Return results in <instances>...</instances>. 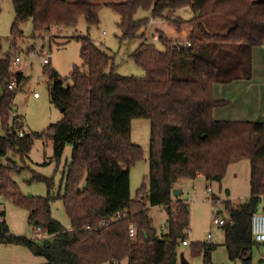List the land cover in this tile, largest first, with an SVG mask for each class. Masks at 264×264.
<instances>
[{
	"label": "trees",
	"instance_id": "16d2710c",
	"mask_svg": "<svg viewBox=\"0 0 264 264\" xmlns=\"http://www.w3.org/2000/svg\"><path fill=\"white\" fill-rule=\"evenodd\" d=\"M12 1L15 38L23 34L21 24L29 17L34 34L43 36L52 34L55 28H75L81 15L89 26L98 24L100 7L112 6L121 17V39L141 40L132 57L146 74H119L114 56L89 36H77L88 68L74 64L70 74L73 83L68 85L57 69L47 70L50 99L64 110L63 118L43 137L42 133H26L24 122L11 117L15 94L22 89L26 76L11 71L12 56L3 54L0 40L1 114L5 126V134L0 135V156L10 151L27 155L33 135L53 140L58 158L67 143L73 145L62 196L71 227L52 217L51 197L29 198L15 188L11 197L31 210L33 229L40 225L47 236L35 239L14 234L0 222V242L28 247L45 258L41 264H180L179 246L189 238L190 208L188 200L181 194L175 196L173 190L182 179L199 174L221 182L230 161L245 157L251 162L250 197L237 205L225 201V209L218 214L229 216L223 227L231 259L264 264V257L257 263L254 258L255 249L264 241L256 240L252 233L253 213L264 199V121L219 120L213 116L216 106L227 103L215 98L214 83L252 75V49L264 43V0ZM187 6L194 16L186 23L197 28L188 38L191 45L168 39L159 30L165 49L147 42L146 28L151 18L166 19L179 28L184 20L171 17L166 9ZM140 8L150 9L151 16L137 18ZM217 13L234 21L225 32H210L204 24ZM13 81L16 88L10 89ZM138 117L148 118L152 124L150 172L148 190L144 187L133 198L130 167L144 155L143 148L132 139V120ZM20 128L24 136L19 135ZM85 177L87 184L82 187ZM155 205L168 208L166 234H159L150 216L149 206ZM119 210H128V214L112 219ZM103 218L109 220L105 226L101 224ZM130 224L136 227L134 238L129 234ZM198 246L204 250L205 262L215 264L211 255L215 245Z\"/></svg>",
	"mask_w": 264,
	"mask_h": 264
},
{
	"label": "rangeland",
	"instance_id": "374dc122",
	"mask_svg": "<svg viewBox=\"0 0 264 264\" xmlns=\"http://www.w3.org/2000/svg\"><path fill=\"white\" fill-rule=\"evenodd\" d=\"M166 13H170L173 18L184 20L179 27L180 29L187 24L186 20L194 16V12L189 6L166 9ZM151 14L150 9L140 8L136 17L146 18ZM99 16L100 22L98 24L89 26L86 17L81 15L75 28L61 27V30L55 28L52 34L45 33L43 36L34 34L33 19L29 17L21 24L23 34L15 38L13 34V25L16 20L14 3L12 0H1L0 40L3 54L12 56L11 71L13 73L20 72L26 76L22 89L15 94L12 105L13 109L23 114L26 133H42L44 137L48 134V128L63 118L60 107L52 103L50 99V80L47 76V70L50 68L57 69L65 84L68 85L73 83L70 74L74 64L85 69L88 68L83 63L80 54L82 44L77 36H89L100 48L114 56L116 71L119 74L136 76L146 74L145 69L132 57V53L141 40L139 38L121 39L122 31L118 24L121 17L118 11L112 6L103 4L99 9ZM208 20H205L204 24L207 25L206 28L210 32L229 29L230 23H234L233 20L231 21L220 13L215 14ZM166 21L167 23L170 22ZM175 27L178 29L177 25ZM192 30H197L195 25ZM162 32L166 34L164 31ZM156 34V30H151L149 22L146 28L147 42L154 43L158 49L164 50V43L159 39V36H155ZM172 40L179 42L175 39ZM180 43L185 46L186 40ZM44 52L52 53L51 62L48 65L44 64ZM16 56H19L21 60L18 63L14 62ZM1 94L0 135H3L5 134V126L1 114ZM263 117L257 119L263 120ZM151 133L152 124L150 119L138 117L132 120V139L144 150L143 157L136 160L130 167V191L133 198H136L144 187L148 190ZM33 136V145L27 155L10 151L6 156H0V186H4V189L0 188V190H8L6 193L0 191V203L4 205L3 208H0V211H7L9 229L18 235L25 234L29 237L34 231L29 219L31 210L27 206L18 205L11 197L10 194L16 192L15 188H19L21 193L29 198L51 197L49 202L52 217L65 227H71V220L62 196L66 190V176L68 164L72 159L73 145L67 143L62 156L58 158L54 152L53 140L47 137ZM9 166L15 168L8 169ZM250 175V160L245 157H235L227 167L222 181V189L220 188V182L216 180H210L209 182L206 177L185 178V193L182 197L189 201L190 233L188 234L189 244L183 245L181 243L179 246L180 264H208L205 262L204 250L202 251L198 246L201 243L215 245L211 253L213 263L243 264L238 259H231L225 244L224 227L212 222L213 213L219 212L221 207L219 202L213 204L207 190L209 185L215 193L220 194L222 191L224 196L228 195L226 192L230 190V193L235 197L233 200L234 205L240 204L243 201H248L250 197ZM86 184L85 177L81 186L85 187ZM180 184L177 187H181ZM261 206H264V202ZM149 207L150 216L159 234L168 233V208L164 205ZM219 216H222V214ZM209 234L213 237L210 238ZM255 251H258L257 254H263L264 245L257 247ZM182 254L187 260L185 263ZM35 256L38 260H42L40 256ZM255 262L259 261L255 260ZM122 264H127V262H122Z\"/></svg>",
	"mask_w": 264,
	"mask_h": 264
},
{
	"label": "crops",
	"instance_id": "0c3cea01",
	"mask_svg": "<svg viewBox=\"0 0 264 264\" xmlns=\"http://www.w3.org/2000/svg\"><path fill=\"white\" fill-rule=\"evenodd\" d=\"M168 15L171 14L169 13ZM187 24L183 25L181 29H176L175 25L171 22L167 23L166 19L151 18L150 28L151 30H156L157 34L155 36H159L160 33L157 32L158 30L160 32L164 31L167 34V36L165 34L166 38L175 39L181 42L184 40H188V36L194 27V24L192 23ZM233 24V22L232 24L230 23V27ZM227 30L228 29L218 32H225ZM213 93L215 98H217L218 100H223L227 102L225 104L216 106L213 109V116L215 117V119L261 120L257 118L264 116V43L262 45L254 46L252 49V75L250 78H237L229 82L214 83ZM197 177L205 178L203 174H199ZM182 180L183 183L180 184L181 188L183 189L181 196L185 193L186 181L185 178ZM207 181L210 182V180L208 179ZM222 181L220 182L221 189L223 187ZM230 192V190H227L226 193L228 195L224 196L222 194V191L220 192V194H217L212 190V194L219 199V204L222 210L225 209V201L230 200L232 203L234 202L233 200L235 199V197ZM263 202L264 199L262 200V203ZM262 203L259 206V210H264V206H261ZM3 207L4 205L0 203V208ZM0 222H5L8 225L9 222L7 220L6 210L0 211ZM10 231L12 230L10 229ZM13 233L17 234L15 232ZM257 252L258 251H254L255 260L264 257L263 251V254H257ZM40 257L42 260H38L35 254L24 245L0 242V264H41L46 261L44 257Z\"/></svg>",
	"mask_w": 264,
	"mask_h": 264
},
{
	"label": "built area",
	"instance_id": "2783aa9c",
	"mask_svg": "<svg viewBox=\"0 0 264 264\" xmlns=\"http://www.w3.org/2000/svg\"><path fill=\"white\" fill-rule=\"evenodd\" d=\"M186 46H189L191 45V42L190 41H186ZM51 58H52V53L51 52H44V64H47L51 61ZM14 62L15 63H18L20 62V57L19 56H16L14 58ZM9 88L10 89H15L16 88V82L13 81L9 84ZM11 117L12 118H15V119H18L20 120L21 122H24V117L23 115H21L19 113V111H17L16 109H14L12 111V114H11ZM24 130L22 128L19 129V135L20 136H24ZM212 187L208 186V193L210 194V197H211V200L213 202V204H217V202H219V199L215 198L212 194ZM128 214V210H124V211H117L114 216L112 217V219H120L124 216H126ZM229 221V216H226V217H223V216H219L218 212H215L213 213L212 215V222L219 225V226H223L226 222ZM109 222V220L107 218H103L102 220V225L105 226L107 223ZM190 233V232H189ZM252 233L253 235L255 236L256 240L258 241H264V211L263 210H257L253 213V216H252ZM129 234L131 237H135L136 235V227L134 224H130L129 226ZM47 234H45L43 232V228L42 226L38 225L36 226V228L34 229L31 237L32 238H35V239H40L42 237H46ZM209 237L211 238L212 235L209 234ZM183 243L185 245L189 244V240L186 239L183 241ZM113 264H121L120 262L116 261L114 262Z\"/></svg>",
	"mask_w": 264,
	"mask_h": 264
},
{
	"label": "water",
	"instance_id": "95a60500",
	"mask_svg": "<svg viewBox=\"0 0 264 264\" xmlns=\"http://www.w3.org/2000/svg\"><path fill=\"white\" fill-rule=\"evenodd\" d=\"M60 108H61L62 111L64 110V108L62 106H60ZM180 183H183V180H181ZM182 192H183V189L181 187H177V188H175L173 190V194L175 196L180 195ZM182 258H183V261L186 262V259L184 257V254H182ZM109 264H112V263H109Z\"/></svg>",
	"mask_w": 264,
	"mask_h": 264
}]
</instances>
